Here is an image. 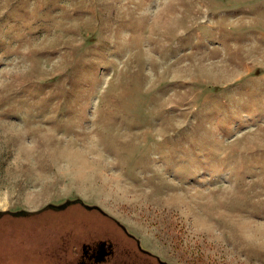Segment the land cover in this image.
<instances>
[{
  "label": "rangeland",
  "instance_id": "374dc122",
  "mask_svg": "<svg viewBox=\"0 0 264 264\" xmlns=\"http://www.w3.org/2000/svg\"><path fill=\"white\" fill-rule=\"evenodd\" d=\"M108 218L264 264V0H0V264H79Z\"/></svg>",
  "mask_w": 264,
  "mask_h": 264
},
{
  "label": "trees",
  "instance_id": "16d2710c",
  "mask_svg": "<svg viewBox=\"0 0 264 264\" xmlns=\"http://www.w3.org/2000/svg\"><path fill=\"white\" fill-rule=\"evenodd\" d=\"M87 207L90 208L91 210H97V211H99L105 215H108L99 206H87ZM109 220L115 222L116 225L120 226V230L122 231V234L124 235L123 239L127 238L126 241L125 240H124V242L121 241L122 242L121 244L122 245L127 244L128 246H131V249H130L131 251L129 250L130 254H126L127 257H125V258L118 259L119 254L121 252L120 250L122 248H121L120 242H118V240H117L116 241L117 244H115V246H116L115 247V254H114L115 256L112 259V261L116 260V262L114 261L113 264H115V263H117V264H171L169 261L165 260L161 256L154 254L153 252L144 248L141 244L140 239L135 234L131 233L123 224L119 223L115 218H112V220L111 219H109ZM128 256H131V257L129 258ZM58 258L62 259V256H58ZM55 260L58 262L62 261V260H57V259H55Z\"/></svg>",
  "mask_w": 264,
  "mask_h": 264
},
{
  "label": "flooded vegetation",
  "instance_id": "af4514ba",
  "mask_svg": "<svg viewBox=\"0 0 264 264\" xmlns=\"http://www.w3.org/2000/svg\"><path fill=\"white\" fill-rule=\"evenodd\" d=\"M92 238V237H90ZM89 238V239H90ZM93 239V238H92ZM79 264H112L115 254V246L112 244L99 243L97 247H92L91 243L85 242ZM67 252V250L65 251ZM55 256V255H54ZM117 264V263H115Z\"/></svg>",
  "mask_w": 264,
  "mask_h": 264
},
{
  "label": "crops",
  "instance_id": "0c3cea01",
  "mask_svg": "<svg viewBox=\"0 0 264 264\" xmlns=\"http://www.w3.org/2000/svg\"><path fill=\"white\" fill-rule=\"evenodd\" d=\"M162 258H164L166 260V257L165 256H161Z\"/></svg>",
  "mask_w": 264,
  "mask_h": 264
}]
</instances>
